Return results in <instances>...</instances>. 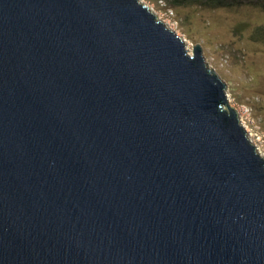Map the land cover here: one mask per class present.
I'll return each mask as SVG.
<instances>
[{
	"label": "water",
	"instance_id": "water-1",
	"mask_svg": "<svg viewBox=\"0 0 264 264\" xmlns=\"http://www.w3.org/2000/svg\"><path fill=\"white\" fill-rule=\"evenodd\" d=\"M226 87L141 0H0V264H264Z\"/></svg>",
	"mask_w": 264,
	"mask_h": 264
},
{
	"label": "rangeland",
	"instance_id": "rangeland-1",
	"mask_svg": "<svg viewBox=\"0 0 264 264\" xmlns=\"http://www.w3.org/2000/svg\"><path fill=\"white\" fill-rule=\"evenodd\" d=\"M141 1L185 39L191 53L202 45L206 62L227 83L230 105L264 155V7Z\"/></svg>",
	"mask_w": 264,
	"mask_h": 264
},
{
	"label": "trees",
	"instance_id": "trees-1",
	"mask_svg": "<svg viewBox=\"0 0 264 264\" xmlns=\"http://www.w3.org/2000/svg\"><path fill=\"white\" fill-rule=\"evenodd\" d=\"M175 4L197 3L206 6H237L242 4H259L264 7V0H172Z\"/></svg>",
	"mask_w": 264,
	"mask_h": 264
},
{
	"label": "built area",
	"instance_id": "built-area-1",
	"mask_svg": "<svg viewBox=\"0 0 264 264\" xmlns=\"http://www.w3.org/2000/svg\"><path fill=\"white\" fill-rule=\"evenodd\" d=\"M158 1L164 2V0H158ZM149 7H150V6H149Z\"/></svg>",
	"mask_w": 264,
	"mask_h": 264
}]
</instances>
